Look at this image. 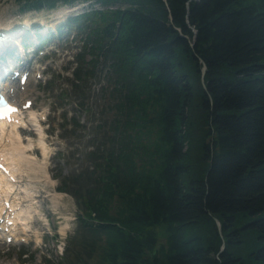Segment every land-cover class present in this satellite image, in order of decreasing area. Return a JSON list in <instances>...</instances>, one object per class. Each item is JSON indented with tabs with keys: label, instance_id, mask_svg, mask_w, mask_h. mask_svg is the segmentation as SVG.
I'll return each mask as SVG.
<instances>
[{
	"label": "trees",
	"instance_id": "1",
	"mask_svg": "<svg viewBox=\"0 0 264 264\" xmlns=\"http://www.w3.org/2000/svg\"><path fill=\"white\" fill-rule=\"evenodd\" d=\"M58 1L88 0L21 9ZM93 1L70 87L88 109L99 76L112 115L56 187L78 208L57 264H264V0Z\"/></svg>",
	"mask_w": 264,
	"mask_h": 264
},
{
	"label": "rangeland",
	"instance_id": "2",
	"mask_svg": "<svg viewBox=\"0 0 264 264\" xmlns=\"http://www.w3.org/2000/svg\"><path fill=\"white\" fill-rule=\"evenodd\" d=\"M23 1L0 0V28L6 27L9 32L17 30L11 36H19L30 23L34 22L35 25L37 20L57 27L56 23L65 20L67 14L91 9L85 5L88 2L64 4L58 1V5L52 9L43 7L22 10ZM90 1L94 3L93 7H105ZM67 4L70 6H66ZM34 25L29 27L31 31ZM68 28L69 30H62V34L67 37L59 45L53 44V49L45 50L44 59L40 57L39 67L46 64V68L41 73H34L16 92V101L21 102L25 98L33 101L31 109L37 113L40 130H29L32 127L29 125L28 129L16 126L23 146L29 145L20 154L12 153L9 149L10 141L7 136H3L0 141V152L14 170L13 180L7 178L10 180L7 184L11 186L4 183L1 185L0 201H13L15 207H18L15 213L21 210L22 215L28 217L26 225L20 221L21 223L12 225L15 229H11V226L9 232H5L10 234L11 240L0 238V264H46V260L57 264L61 259L66 240L75 230L78 208L72 195L60 192L56 187L61 178L72 169L92 167L86 156L99 141L95 125L99 119L112 115L106 104L108 91L101 93L98 89L102 83L99 76L85 82L86 88H90L88 109L77 105L78 101L70 87L71 71L75 63L68 61L75 58L74 55L80 50V38L86 35L87 30L76 24H69ZM4 44L6 41L1 36L0 55L3 54ZM85 57L86 60L90 58L89 55ZM6 59L9 60V57ZM36 74L38 75L35 76ZM19 115L29 122L27 109H22ZM72 118L84 124L81 127L83 129H76L74 125H62L70 124ZM10 126L12 125L8 124L7 129ZM42 144L46 147L45 154ZM76 155L80 156V160L76 159ZM1 158L3 159L2 156ZM7 209L10 210L5 207L0 219L4 218ZM23 216L21 217L24 218ZM24 227L26 230H23ZM22 250L27 253L21 254Z\"/></svg>",
	"mask_w": 264,
	"mask_h": 264
},
{
	"label": "bare ground",
	"instance_id": "3",
	"mask_svg": "<svg viewBox=\"0 0 264 264\" xmlns=\"http://www.w3.org/2000/svg\"><path fill=\"white\" fill-rule=\"evenodd\" d=\"M1 25V24H0ZM6 83V80H5ZM12 88L14 87V83L13 81H10L9 84H7V88ZM10 88L8 89V93L11 95V97L14 99L15 95H16V89L13 88L12 90H10ZM15 100V99H14ZM26 100V99H25ZM24 100V101H25ZM24 101L21 102V104L24 103ZM21 111V110H19ZM28 114H29V123L31 125H33L34 129L40 130L39 128V122H38V116L37 113H35L33 111V109L31 110V108H29L27 110ZM22 113V112H21ZM20 116V115H19ZM44 119V118H43ZM23 125H25V120L20 121ZM12 126H10L8 129V125L4 122V121H0V141L2 140L3 136H7V138L9 139V145L12 153L14 152L15 154H20L21 152L26 151V149H28V146H23L22 141H21V136L19 135V131L16 129L19 125V122H15L14 124H10ZM32 129V128H31ZM40 132V131H39ZM5 138V137H4ZM8 141V140H7ZM4 142V141H2ZM42 148H43V152L44 154L46 153V147L44 146V144H42ZM0 156L3 157V160L5 162V165L8 168V172L9 175L5 176V173H0V188L1 185L4 183L6 185L11 186V184H7L8 182H10V180H8L7 178L11 177L14 174V170L11 167V164L9 163V161L7 160V158L4 157V155L0 152ZM17 177V176H16ZM26 184V183H25ZM29 184V183H28ZM27 185V184H26ZM24 188V187H23ZM2 189V188H1ZM3 195V194H2ZM34 203V202H33ZM3 204H4V199L3 201H0V213L2 212V208H3ZM15 203L13 201H11V204L9 205V207H11V215L12 217L9 218L12 220L11 225H14L16 223H21L20 221H22V224L26 225V220L28 219L27 216H23L21 213V210L17 213H15V210H17L18 207H15ZM15 213V215H14ZM21 216H23L24 218H22ZM1 227H3V225H0ZM14 228V226H12V229ZM15 229V228H14ZM23 230H26V227L23 228ZM16 231V230H15ZM16 233V232H15ZM0 238L3 240H6V235L2 232V230H0Z\"/></svg>",
	"mask_w": 264,
	"mask_h": 264
},
{
	"label": "snow or ice",
	"instance_id": "4",
	"mask_svg": "<svg viewBox=\"0 0 264 264\" xmlns=\"http://www.w3.org/2000/svg\"><path fill=\"white\" fill-rule=\"evenodd\" d=\"M16 76H20V73H15ZM25 77H21V82L23 83ZM14 110V109H13Z\"/></svg>",
	"mask_w": 264,
	"mask_h": 264
},
{
	"label": "water",
	"instance_id": "5",
	"mask_svg": "<svg viewBox=\"0 0 264 264\" xmlns=\"http://www.w3.org/2000/svg\"><path fill=\"white\" fill-rule=\"evenodd\" d=\"M202 70H203V71L205 70V66L202 68ZM217 224L219 225L218 221H217Z\"/></svg>",
	"mask_w": 264,
	"mask_h": 264
}]
</instances>
